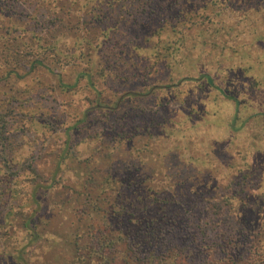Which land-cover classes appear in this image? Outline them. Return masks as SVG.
I'll return each mask as SVG.
<instances>
[{
    "label": "trees",
    "instance_id": "16d2710c",
    "mask_svg": "<svg viewBox=\"0 0 264 264\" xmlns=\"http://www.w3.org/2000/svg\"><path fill=\"white\" fill-rule=\"evenodd\" d=\"M39 15L47 28L66 21L70 30L67 38L56 31L41 60L27 65L17 48H45ZM63 47L80 70L73 83L59 79L61 92L90 91L100 107L114 82L128 85L115 105L121 100L131 111L100 114L93 174L76 182L64 208L54 204L28 242L0 251V264H264L263 222L237 216L248 202L245 190L233 189L235 168L223 165L225 178L216 174L221 167L207 173L196 155L193 170L183 167L184 157L170 162L173 123L164 111L172 101L188 103L204 120L220 100L234 105L226 123L239 129L249 98L237 80L264 87V0H0L1 93L19 83L29 91L31 72L41 65L54 71L44 60ZM16 100L26 101L0 98ZM140 117L143 127L135 123ZM80 122L91 124V114Z\"/></svg>",
    "mask_w": 264,
    "mask_h": 264
},
{
    "label": "rangeland",
    "instance_id": "374dc122",
    "mask_svg": "<svg viewBox=\"0 0 264 264\" xmlns=\"http://www.w3.org/2000/svg\"><path fill=\"white\" fill-rule=\"evenodd\" d=\"M29 7L30 5L27 6V12L32 10V7H30V9ZM40 22H42V24L38 27V31L43 36L42 38H44L43 43L45 48H17L21 50L19 52L22 53V58L24 57L26 59L25 62L27 65L32 63V60L35 58H42V51H48L46 47H48L51 42H48V39H51L53 34H58L55 33L56 31H58L59 34L62 33L63 35L59 36L63 38L68 37L66 34L70 29H66L68 24L66 21H57L56 26H53V30L51 25L47 28L48 23L45 22L44 17L40 16ZM108 45L112 46V43ZM109 49L110 48H108V50ZM112 49L115 50V48ZM61 50L64 54L54 56V60H44L45 64L54 67V71H49V69L41 65L31 72L32 77L31 80H29L31 82L35 81V83H31L29 91H27L22 83H19L18 86H8L4 93L0 92V98L3 99H6L7 95H14L16 98L21 99V97H24V100L28 99L26 101L34 103L33 106L27 105V107L18 104L19 101L17 100L14 102L12 106L13 111L9 110L10 112L7 113L8 116L6 117L5 123L7 124L6 131L2 132L3 135L0 138V160H5L6 157H10L11 155L17 156L21 153L22 155H20V158L21 160L24 158L25 161L24 164L19 167V170L32 166L36 168V164L38 165L43 157L49 153L47 150H50L51 146L60 144L61 141H64V135L61 139V133L64 132V130H67L68 133H73L74 129H76L75 127L78 126L80 128L78 131V140L84 139L85 142H87L82 145L85 156L89 153L88 143L93 146L94 153L92 136L95 131L102 126L99 125L103 119L100 114L103 115V113L109 109H115L114 111L119 109L117 112L120 113L131 111L127 110L125 106L121 107V100L115 105L119 97L118 95L123 93L129 87L128 85L125 86L114 82L111 91L105 90V92L102 93V100L99 102V104H101L100 107L96 106L98 101L95 99V93H89L90 91H84V89L81 88L79 93H77V91L74 93L61 92L58 85L59 79L64 80L68 84L73 83L80 70L78 60L70 55V48L63 47ZM40 53H42L41 57L39 56ZM249 82V80L244 82L242 80L239 81V79L236 82V88L249 98L247 109L243 112L241 121L236 123L239 129H234L229 122L226 123L232 119L234 114V105H232V103H221L219 100L215 102V104L208 106L214 113L212 112L213 115L206 114L203 120L200 115L190 114V109L187 107L188 103L187 105L183 104L181 106V103L172 101L164 110L166 114H170L169 117L172 119L173 123V130H171L172 140L170 139L171 142L169 146L172 148V153L169 161L178 164V159L184 157V161H182L184 163L183 167L187 169L188 166L189 170H193L192 166H190L192 164V159L189 157L196 155V158L207 163V165H205L207 173L212 168H216L217 171L218 168L221 167V170H223V165L229 162V165L236 170V172L234 171L236 176L234 188L240 190L239 193L245 190V198L248 202L243 204V207H239L238 212L241 213V215L237 216L239 218H247L251 221L253 219L254 222L258 221L256 223L263 222L264 226V207L261 209L259 205V201L264 205V87L251 90L247 85ZM20 91H25V93H20ZM154 100L155 98L153 97L151 98V102H148L150 103L149 106H151V114L153 115L156 113ZM197 102L202 104V102L198 100ZM25 108L27 114H22ZM138 108H136L137 111L141 108L140 104H138ZM200 110L202 111L201 108ZM7 114L5 113L4 115ZM87 114H91V124L83 122L78 124ZM29 115L36 117L31 118V121L27 123V120L30 118L28 117ZM40 118L41 122L44 121L45 124H47L44 128L42 124H40V126L37 123L35 124V121ZM140 118L135 122L139 123L138 126L143 124L141 120L144 119ZM154 118H156V121H152L151 128L153 132L158 134L157 116L155 115ZM25 121L27 122L25 123ZM124 122L125 121H123V123ZM132 124L133 122L131 121L124 123V125L130 126ZM23 125L29 126L28 130L24 129V132H27L25 134L21 132ZM142 127L138 128L141 132L143 131ZM40 133L44 135V142L40 141L42 137L38 138L41 136ZM87 134L91 137L83 138L84 135ZM35 136L36 147L34 151H31L33 150V140L35 141ZM3 137L5 140H3ZM72 137L75 138L76 136L73 134ZM139 138L141 140L142 135H140ZM30 140H32L31 147L29 146V143H31ZM40 143L44 146H41ZM155 145V150H157L158 145ZM53 150L55 151L56 148ZM207 150L211 152V154H208ZM25 154L26 156L29 155L32 157L31 161L25 159ZM216 155H218L215 161L217 164H213L211 160ZM149 163L153 164L154 162L150 161ZM35 174L39 176V172ZM211 174H213V172ZM216 174L218 176L219 174L223 175V177L226 176L224 172H217ZM225 178H227V176ZM237 184L240 185L238 186ZM226 188L227 187H224L223 191H225ZM68 191V187H64L60 191L59 198L52 197V202H55V206L58 203H60L63 208L66 206L62 203L66 198L61 195H64V193ZM59 209L60 207H57V210ZM28 236L27 232H23L19 235L20 238H24L27 242Z\"/></svg>",
    "mask_w": 264,
    "mask_h": 264
},
{
    "label": "flooded vegetation",
    "instance_id": "af4514ba",
    "mask_svg": "<svg viewBox=\"0 0 264 264\" xmlns=\"http://www.w3.org/2000/svg\"><path fill=\"white\" fill-rule=\"evenodd\" d=\"M7 97L15 96L7 95ZM0 105L10 106L8 109H0L1 138L3 135L2 132L6 131L7 128V124H5L6 117L8 116L7 113L10 112L9 110L13 111L12 106L14 102H0ZM24 105L33 106L34 103L24 101ZM5 113L7 115H4ZM24 113L27 114L26 108L22 114ZM28 117L30 118L27 120L28 122L25 121V123H29L31 118H35L36 116L32 117L29 115ZM36 123L39 126L42 124L43 128L45 125L47 126L44 121L41 122V118L36 120L35 124ZM22 127L21 132H23V134L27 133L24 132V129L28 130L29 126L23 125ZM75 128L73 133H68L67 130L61 133V139L64 135V141H61L60 144L51 146L50 150L46 149L49 153L43 157L38 165L36 164V168L32 166L19 170V167H21L25 161L24 158L21 160V153L17 156L11 155L10 157H6L5 160H0V251L5 250L9 245L15 242H27L24 238H20L19 235L23 232H27L29 235L32 229H36L43 225L44 219L41 221L40 219L47 218L50 212L49 210L55 204V202H52V197L59 198L60 191L64 187H68L69 191L61 196L65 198L69 197L72 193L71 189L77 188L76 182L93 174L95 160L93 155L89 156L93 153V146L88 143L89 153L85 156L82 145L87 142H85L84 139L78 140V131L80 128ZM40 134L41 136L38 138L42 137L40 141L44 142V135L42 133ZM73 134L76 136L75 138L72 137ZM89 137L91 136L87 134L84 135L83 138ZM34 138L33 150L31 151H34L36 147V136ZM3 140H5L4 137ZM30 141L31 143H29V146L31 147L32 140ZM40 145L44 146L42 143H40ZM54 148H56L55 151L53 150ZM25 159L31 161L32 157L29 155L26 156L25 154ZM85 159L86 162H81ZM36 172H39V176L35 174ZM220 172H222V170ZM233 180H236V176L233 177ZM237 185L239 186V184ZM233 189L235 188L233 187ZM235 195L237 197L239 196L237 192ZM259 205L261 209L264 207L260 201ZM236 207H238V204H236ZM35 223H37V225L34 228Z\"/></svg>",
    "mask_w": 264,
    "mask_h": 264
}]
</instances>
